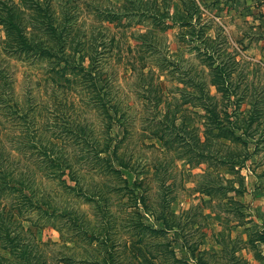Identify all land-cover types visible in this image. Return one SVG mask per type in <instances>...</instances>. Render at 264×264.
Masks as SVG:
<instances>
[{
    "label": "rangeland",
    "instance_id": "obj_1",
    "mask_svg": "<svg viewBox=\"0 0 264 264\" xmlns=\"http://www.w3.org/2000/svg\"><path fill=\"white\" fill-rule=\"evenodd\" d=\"M12 2L25 36L29 23L45 29L33 32L35 40L56 55L16 51L20 43L0 22V158L17 180L41 173L29 135L10 128L53 145L35 195L52 208L27 214L26 205L16 218L48 244V264L58 257L88 264L87 255L100 261L108 239L116 264H138L140 250L174 264L160 250L173 235L164 221L177 225L172 246L190 264H264V0H0V17ZM168 111L177 139L158 125ZM219 121L243 132L220 141ZM196 132L207 139L201 164ZM109 137L126 167L121 174L113 156L95 154ZM140 222L164 232L141 233Z\"/></svg>",
    "mask_w": 264,
    "mask_h": 264
},
{
    "label": "trees",
    "instance_id": "obj_2",
    "mask_svg": "<svg viewBox=\"0 0 264 264\" xmlns=\"http://www.w3.org/2000/svg\"><path fill=\"white\" fill-rule=\"evenodd\" d=\"M5 5V3H4ZM7 10L6 12V16L4 17V15L0 17V22L1 24H4L5 27L10 31V35L14 37L15 40H17V42L20 43V47H17L18 52L20 51H24L26 49H34L36 50V52H44L43 56L47 55L48 56H56L53 55L52 53V49H50L49 47H47V43L41 41H38V39L35 40V35H33V32H37V31H42V32H46L45 29H40V28H36L33 27L30 23V28H31V32L30 37L28 38L25 36L24 34V29L21 26V19L19 21V24L13 21V18L16 16L17 12L16 10H20L19 7H17V5L15 3H10V6H6ZM38 10L43 11L41 8V5H37ZM9 9H13L9 10ZM16 9V10H15ZM141 10V9H140ZM132 12H128L126 16L132 15L134 13ZM45 16V15H44ZM41 25H44V21H39L38 22ZM47 33V32H46ZM55 38L60 42L59 37L56 35ZM154 38L149 37V40L147 42L148 46L150 48H153L154 42H153ZM143 46V42H141L140 46ZM87 52V51H86ZM62 53V51H61ZM59 58L62 59L60 53ZM90 60L94 61V58L92 56L89 57ZM214 59V58H213ZM70 63V62H69ZM66 65L68 66L69 64L66 63ZM211 65L213 66V69H217L218 71H220L219 73H223V65H221V63H219V61H216L214 59V62L211 63ZM84 72H86L85 70H83ZM94 72L97 73V70H95ZM94 72L93 70H89V72H86L88 75H91V77H94ZM214 77H217L216 74H214ZM218 80H221L222 82L225 81L224 76H218ZM99 79V78H98ZM91 80H93L95 87L97 88V83L99 80H97V78H91ZM217 84H219V81H217V79L214 81ZM214 84V83H213ZM215 85V84H214ZM198 87L200 88V95L202 98L206 97V91L203 88V84H199ZM15 107V114L18 113L17 111V107L14 105ZM171 111H168L167 113H165L164 116V120L161 122V124L159 123L158 125H164L163 129H168L171 128L172 131L174 132V136L175 139L181 137V135L179 134V130L180 128L178 127L177 124H175L174 122V118L171 120V125H169L168 123H165V120H168L169 114ZM117 112H114V114ZM207 113V111H206ZM209 114L213 116L216 115L215 111H209ZM218 121V119H217ZM231 123V126L226 127L223 122L219 121V123L217 124V136L218 139L220 141L222 140H231L232 138H236L234 137V135L236 134V132H240L243 130L238 127V126H233V123ZM28 124V123H27ZM29 125V124H28ZM5 126H2L1 129H5ZM85 128V127H84ZM7 129V128H6ZM9 131H13V132H18L17 135H21V136H25V135H29L27 136V142L29 145V148L31 149V155L36 156L37 159V163H39L38 166V170L41 173H35L34 171L32 172V170L30 169L28 171L32 172V174H28V176L26 177V179H28V185L25 183V178L21 179V180H17L18 178L15 177L14 175V171L12 172L10 170V167L8 164H5V159L4 158H0V264H48V260L47 257L45 255L44 257V249L48 244L45 243H40L37 242L31 229L29 228H25L23 226L22 222L17 221V216L19 214H21L24 211L25 206L27 205V214L31 211V209H34L38 206L40 207H45V205H47L48 207L52 208L53 205H51L50 203L45 204V201L42 199H37L35 198V195L37 193L41 194L42 190H43V180L46 179L44 172L46 171V168H48V164L47 160L50 157H53L52 155V146L53 145H43L42 143H38L36 140H33V138L31 137L32 131H24L22 129L19 130H12L11 128L9 129ZM206 131V130H205ZM204 131V133H205ZM12 132V133H13ZM159 129H156L155 131H152V135L155 136L156 138L161 140V135H160ZM28 133V134H27ZM230 133V134H229ZM233 134V135H232ZM173 136V135H172ZM193 137L195 139L198 140V142L201 144V146H203L204 148H201V153H199L200 158L198 160V164L204 163L205 161V153L204 151L206 150L207 146H205L206 144V137L200 132V133H193ZM203 139V141L201 140ZM111 138L109 137L106 140V144L103 150H96L95 154L99 155V154H103L105 152H107V160L111 159V157L113 156L117 162L119 161L116 157V151H115V147L114 149H111V142H110ZM33 149H36V151H33ZM15 150V149H13ZM37 154V155H36ZM109 155V156H108ZM54 159V158H53ZM52 161V160H51ZM189 162V161H188ZM119 165L116 168V171L118 172V174H121V170L126 169V167L123 165L122 161L118 162ZM34 165H36L34 163ZM109 165V164H108ZM13 177V179H12ZM36 183L37 188L36 191H34L33 189H31V185L33 183ZM13 183V184H12ZM125 186H127L126 181H125ZM46 192V191H45ZM35 193V194H34ZM7 194H12L14 201L12 203H8L5 201V196ZM141 198H138L137 201H139L140 204L136 203L137 201H135V206H137V208L140 206L141 211L144 209V204L141 201ZM55 208L53 207V209L51 210L50 214H54L55 213ZM43 213L48 214L47 210H44ZM26 221H29L28 219H25ZM141 226H139V230L142 233V229L146 231H148L149 233H152L154 236H159L160 234H162L164 232L163 228H152L148 225H146L145 223L140 222L139 223ZM163 225L165 226V228L168 226L170 228L169 229H165V231H170L173 233V235H171V237L161 246V252H162V247L164 248L163 251L165 250V253H167L168 255L171 256L173 263L174 264H190L187 260H183L181 258H179L178 254L176 253V251L173 248V243L177 240V237L174 235L175 233V228L177 225L168 223L167 221L163 222ZM72 227L75 228V225L72 224ZM86 232V231H84ZM91 235V234H90ZM92 237V235H91ZM93 238H90L89 241H91ZM157 239V238H156ZM111 243L110 245H107V243L102 242L104 244L102 245H107V251L103 252V255L101 257L100 261H97L94 257V255H87L88 257L85 258V262L88 264H116L115 263V257L113 256L112 252L110 250H112L113 247H115V245L112 243V241L110 239H108ZM116 243V241H115ZM137 246L140 245L142 242L137 241ZM126 247V246H125ZM181 247L183 249L186 248V245L184 242L181 243ZM5 253H7L8 255L6 256ZM148 255L150 254V258H146L145 254L143 251L140 250V255L139 256V261L138 264H144V262L148 263V264H167L164 261H160L158 263L157 260H160L161 258V254H153L151 251H149L147 253ZM146 260V261H142L141 259ZM76 260H72L71 258L68 257H58L55 261L52 262V264H65V263H75ZM83 262V263H85ZM77 263V262H76ZM145 263V264H146Z\"/></svg>",
    "mask_w": 264,
    "mask_h": 264
}]
</instances>
